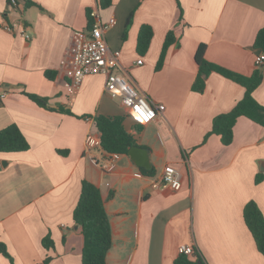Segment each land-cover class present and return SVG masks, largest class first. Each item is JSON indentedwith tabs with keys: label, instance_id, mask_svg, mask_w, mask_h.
I'll return each mask as SVG.
<instances>
[{
	"label": "crops",
	"instance_id": "obj_1",
	"mask_svg": "<svg viewBox=\"0 0 264 264\" xmlns=\"http://www.w3.org/2000/svg\"><path fill=\"white\" fill-rule=\"evenodd\" d=\"M91 13L102 24L115 18L105 33L109 57L119 52L117 71L165 107L146 126L105 92L103 75L85 77L72 96L66 91L60 61L72 32L95 22ZM12 23L15 33L4 28ZM21 26L30 40L18 34ZM142 26L152 38L139 54ZM263 28L264 0H18L13 9L0 0V130L16 125L29 145L0 153V244L9 255L0 254V264H81L84 237L72 212L83 181L98 188L109 219L106 264H172L180 245L192 246L205 264H264L243 218L250 201L264 218V127L239 117L231 144L223 145L210 133L213 120L231 111L244 88L210 73L201 91L192 89L200 45L207 62L251 76ZM169 32L175 42L156 69ZM262 74L252 96L264 108V67ZM25 94L46 100V108ZM98 116L122 117L134 142L111 173L85 154L86 136L99 133ZM166 165L180 173L178 191L151 186Z\"/></svg>",
	"mask_w": 264,
	"mask_h": 264
},
{
	"label": "trees",
	"instance_id": "obj_2",
	"mask_svg": "<svg viewBox=\"0 0 264 264\" xmlns=\"http://www.w3.org/2000/svg\"><path fill=\"white\" fill-rule=\"evenodd\" d=\"M9 2L10 0H7V5H10ZM88 18L90 20L89 14ZM151 38V28L142 26L139 30L136 44V51L139 54H144L147 51ZM174 42L175 38L169 32L164 39L156 69L162 66L165 54ZM253 48L258 53L264 54V28L257 32ZM204 52L205 46L200 45L195 53L194 58L198 74L192 86L193 90L201 91L204 86V80L210 73L220 74L244 88L243 98L236 103L231 111L214 118L212 123L210 133L219 136L220 142L227 146L233 140V128L239 117H245L264 127V108L252 96L253 91L263 79L262 69L264 63L260 68H256L251 76L245 77L207 62L204 59ZM25 95L39 107L46 108V100L31 94ZM64 112L70 114L69 111ZM122 122L123 118L120 116H98L95 118V126L100 134L101 148L105 152L126 155L134 145L132 137L124 129ZM28 148L29 145L26 139L16 125H10L0 130V153L23 152L28 150ZM261 179L260 175L257 176L255 183H259ZM243 218L257 251L264 256V218L253 201L248 202L244 207ZM72 221L75 226L80 227L84 237L81 264H106V256L112 244L109 219L98 188L87 181L81 183L80 195L72 212ZM42 245L46 249L52 247L50 237H45ZM0 254L9 257L3 244H0ZM48 261L49 259L45 263ZM172 264H205V262L201 255L193 249V253L190 255L179 254Z\"/></svg>",
	"mask_w": 264,
	"mask_h": 264
},
{
	"label": "built area",
	"instance_id": "obj_3",
	"mask_svg": "<svg viewBox=\"0 0 264 264\" xmlns=\"http://www.w3.org/2000/svg\"><path fill=\"white\" fill-rule=\"evenodd\" d=\"M18 0H10V7L13 9ZM95 13H91V18H96ZM116 24L115 18L109 19L107 23H100L96 18L90 29L85 31L72 32L70 44L65 56L60 61V68L67 79L66 91L69 96L75 94L79 89L83 79L91 75H103L105 77V92L111 98H118L121 101L126 116L138 126H146L164 112V105L154 103L149 100L137 87L124 75L117 71V58L119 52H115L111 57L108 55L105 33ZM9 33H15L16 23L4 26ZM18 34L25 40H30V35L23 26ZM264 63V54L258 53L254 58V65L260 68ZM137 65L141 61L136 62ZM5 93L0 94L1 99ZM85 154L89 162L100 168L105 173L115 170L121 155L118 153H108L102 150L99 133H89L85 139ZM136 178H143L140 172L134 174ZM152 188L169 187L173 191L181 188V176L179 171L166 165L162 175L151 184ZM178 254L190 255L193 247L190 245H180Z\"/></svg>",
	"mask_w": 264,
	"mask_h": 264
},
{
	"label": "water",
	"instance_id": "obj_4",
	"mask_svg": "<svg viewBox=\"0 0 264 264\" xmlns=\"http://www.w3.org/2000/svg\"><path fill=\"white\" fill-rule=\"evenodd\" d=\"M133 149H135V148H132L131 150H133ZM129 154H130V151H129ZM131 155V154H130Z\"/></svg>",
	"mask_w": 264,
	"mask_h": 264
}]
</instances>
